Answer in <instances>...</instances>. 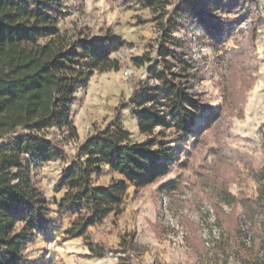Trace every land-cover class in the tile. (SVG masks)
<instances>
[{
	"label": "trees",
	"instance_id": "1",
	"mask_svg": "<svg viewBox=\"0 0 264 264\" xmlns=\"http://www.w3.org/2000/svg\"><path fill=\"white\" fill-rule=\"evenodd\" d=\"M137 1L152 13L158 32L143 54L130 58L146 74L132 77L128 100L145 139L131 141L115 116L90 133L67 163L64 146L77 138L71 121L76 90L94 72L119 69L112 54L125 41L111 33L68 36L58 26L63 0H0V264H25L28 243L52 224L34 173L41 164L65 163L56 185L64 190L57 217H71L66 237L82 238L89 255L100 258L107 248L88 229L119 217L129 185L136 192L166 175L215 122V109L194 89V80L203 79L201 68L186 57L187 39L174 33L197 26L218 42L255 10L254 1L179 0L170 11L171 0ZM105 168L117 177L103 185L98 180ZM257 196L243 207L260 217L251 228L264 263V188Z\"/></svg>",
	"mask_w": 264,
	"mask_h": 264
},
{
	"label": "rangeland",
	"instance_id": "2",
	"mask_svg": "<svg viewBox=\"0 0 264 264\" xmlns=\"http://www.w3.org/2000/svg\"><path fill=\"white\" fill-rule=\"evenodd\" d=\"M178 1L171 0L167 10ZM253 1L255 10L218 42L197 26L174 33L187 39L186 57L203 73L202 80L193 79L194 89L215 109L216 120L194 147H185L166 175L136 192L129 185L119 217L109 216L88 229L107 248L103 257L90 256L82 238H67L71 217H57L64 190L56 185L65 163L57 159L34 170L52 224L28 243L25 264H264L251 228L260 217L243 207L264 188V0ZM63 4L65 15L58 26L68 36L111 33L126 44L112 54L119 69L94 72L76 90L71 121L77 138L64 146L68 163L76 147L115 116L131 141L145 139L128 100L132 77L146 74L130 58L143 54L158 32L149 20L152 13L137 0ZM111 177L117 176L105 169L98 183Z\"/></svg>",
	"mask_w": 264,
	"mask_h": 264
},
{
	"label": "crops",
	"instance_id": "3",
	"mask_svg": "<svg viewBox=\"0 0 264 264\" xmlns=\"http://www.w3.org/2000/svg\"><path fill=\"white\" fill-rule=\"evenodd\" d=\"M106 169V168H105ZM116 175V174H115Z\"/></svg>",
	"mask_w": 264,
	"mask_h": 264
}]
</instances>
